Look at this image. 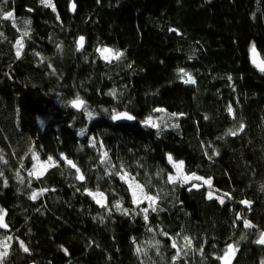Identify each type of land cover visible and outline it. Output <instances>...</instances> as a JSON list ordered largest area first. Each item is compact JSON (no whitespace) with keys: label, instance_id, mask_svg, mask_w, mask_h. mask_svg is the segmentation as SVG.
<instances>
[{"label":"trees","instance_id":"obj_1","mask_svg":"<svg viewBox=\"0 0 264 264\" xmlns=\"http://www.w3.org/2000/svg\"><path fill=\"white\" fill-rule=\"evenodd\" d=\"M51 5L0 0L4 264H222L230 245L232 264H264V72L250 59L253 46L264 59V0ZM103 45L122 57L105 61ZM123 111L136 121L114 123ZM169 155L203 179L171 181ZM47 157L59 163L32 176ZM126 175L154 207L134 202Z\"/></svg>","mask_w":264,"mask_h":264},{"label":"snow or ice","instance_id":"obj_2","mask_svg":"<svg viewBox=\"0 0 264 264\" xmlns=\"http://www.w3.org/2000/svg\"><path fill=\"white\" fill-rule=\"evenodd\" d=\"M41 3L45 4L46 6H52L51 5V0H41ZM74 7L75 6L73 5V8ZM11 17H12V13L11 12H8V13L5 14V18H11ZM24 35L27 36L28 33L25 32ZM17 43H18L17 56H19L20 55V49L23 47V44H22V41H18ZM83 45H84V37L81 36L79 38V41H78V49L79 48H82ZM97 51L100 52L101 56L105 60H110L113 57L116 58V59H119L123 55V53H121V52H115V53H113L111 49H107V48L97 49ZM253 52H255V46H253ZM253 63H256V60L255 59L253 60ZM257 67H259L260 71L264 72V63L257 64ZM180 71L182 73L184 72L183 69H181ZM184 75H188V74L187 73H184ZM194 82L195 81L191 78V76H188V79L185 80V83H194ZM71 104H72L73 107H75L77 109H79L81 107H84L85 108V111H87V108H86V105L84 104V101H82L79 97H77L75 100L71 101ZM231 111H232V109L229 108V112H231ZM92 115L93 114L91 112H88V116H89L90 119L92 118ZM112 119L113 120H120V119L133 120V119H135V117L131 116L130 114H128L126 112H120V113H115L112 116ZM144 123L146 125H151L152 127H157V125L155 124V122L152 121L151 117H149L148 119H146L144 121ZM238 131H243V125H241V127H240V129H238ZM80 134L81 135H84L83 130L81 131ZM231 135H237V132H232ZM105 155H107V154L105 153ZM168 159H169L170 162L172 161L171 155H169ZM51 160H52V158L49 157V161H51ZM68 163L70 165H72V167H75V165L72 164L71 161H68ZM174 166L177 169V175L176 176H170L169 177V179L171 181H173V182H175L177 179H179L181 182H187L189 180H200V179H203L202 177L195 176V174H193L191 176H185V175H183V162L182 161L179 162V163H176ZM77 171H79V170L77 169ZM40 174L42 175L43 173L41 172ZM78 178L80 180H83L84 179L83 175H80ZM204 183L205 184H208V185H211V180L210 179L209 180H204ZM193 186H195V185H193ZM136 187L140 189L141 193L143 192V189H142V187L140 185H136ZM37 195H38L37 193H33V195H32L31 198L32 199H36L37 198ZM100 195H102V194H100ZM133 195H134V202L137 203V204H139L141 201L139 199H135L136 193L134 192ZM212 196H213V194L212 193H209V199H211ZM144 199H148L149 201H151L152 204L155 203V198L154 197L145 196ZM217 199H220V203H224V200L222 198L217 197ZM97 202L98 203H101L100 200H97ZM242 203L249 204L250 202L249 201H242ZM117 210H120V206L119 205H117ZM124 211L126 212L127 210L125 209ZM144 211L146 213L147 212V209H144ZM153 211H155V208H153ZM145 218H147V217L145 216ZM244 223H245V227H251L252 226L250 224V222H248L247 220H245ZM0 227H5V228L7 227V225L4 223L3 215H0ZM185 239H187V237ZM189 243H191V241H189ZM258 243L264 244V234H261V238L258 241ZM21 245L23 246V242H21ZM173 246H175V245H173ZM5 247H6V245H5ZM24 250L25 251H28V249L26 247L24 248ZM229 251H232V246L231 245L229 246ZM3 255H7V253L5 252V253H3Z\"/></svg>","mask_w":264,"mask_h":264},{"label":"rangeland","instance_id":"obj_3","mask_svg":"<svg viewBox=\"0 0 264 264\" xmlns=\"http://www.w3.org/2000/svg\"><path fill=\"white\" fill-rule=\"evenodd\" d=\"M19 41H22V44H23V47L20 49V51L21 50H24L25 44L23 43V40H19ZM17 48H18V43H17ZM103 48L111 49L113 53H115V52H121L120 50H118L116 48L109 47V46H106V45L101 46L99 49H103ZM99 55H100V57L102 59H104L101 56L100 52H99ZM105 61H107V62H116L118 60L113 57L110 60H105ZM152 121L155 122V123H157L154 120H152ZM58 163L59 162L55 158H52L51 161H49V158L48 159H40L39 161H37L34 169H32L31 175L34 176V177L41 176V174H40L41 172L44 174L50 167H52V166H54V165H56ZM176 163H179V162H176V161H173L172 160L173 166ZM174 170H175V172L171 176H176L177 175V169H176L175 166H174ZM183 175H185V176H191V175H189V174L186 173V170H185L184 165H183ZM127 180L129 182V185L131 187L132 192L133 193L134 192L136 193L135 199H139L141 201L140 203H147L148 205L154 207V204L155 203L152 204L151 201H149L148 199H144L145 196H148V197H154V196L151 195V194H149L145 190V188L142 186V184H140L135 177L127 176ZM176 181H179L181 184H186V183L187 184H190L191 182H195V181H198V180H189L187 182H181L179 179H177ZM136 185H140L142 187V189H143V192L142 193H141L140 189L136 187ZM94 195L97 198V200H100L101 203H104L105 199H104V197L102 195H100V193H95ZM4 214H5L4 211L0 210V215H3L4 223H5ZM0 228H3L5 230L7 229V227L6 228L5 227H0ZM1 236H2V234H0V264H4L3 259H4L5 255H3V253H5V252L7 253L9 243H8V241L6 239L1 238ZM5 245H6V247H5ZM236 252H237V247L236 246L232 245V251H229V247H228L227 250L225 251L224 255L222 256V264H232V257L235 256Z\"/></svg>","mask_w":264,"mask_h":264},{"label":"water","instance_id":"obj_4","mask_svg":"<svg viewBox=\"0 0 264 264\" xmlns=\"http://www.w3.org/2000/svg\"><path fill=\"white\" fill-rule=\"evenodd\" d=\"M73 5L75 6L74 8H73ZM71 10H72V12L74 13L75 12V10H76V4L74 3V2H72V5H71ZM81 37V36H80ZM79 37V38H80ZM82 37H84V36H82ZM79 38H78V40H77V49H78V41H79ZM85 43H86V38L84 37V45H83V47L82 48H79L78 49V51H82V49L85 47ZM250 59H251V62L253 63V60L255 59L256 60V63H253V65L256 67V69L258 70V71H260V69H259V67H257V64H260V63H264V59L262 58V55H261V53H259V52H250ZM262 72V71H261ZM82 101H84V100H82ZM84 104H85V101H84ZM73 107V106H72ZM75 108V107H74ZM76 110H78V111H81L82 109H83V107H81V108H79V109H77V108H75ZM123 112H126V113H128V114H130L131 116H133V117H135L132 113H130L129 111H123ZM118 113H120V112H118ZM114 115V114H113ZM112 115V116H113ZM114 121V123H134L135 121H136V118L135 119H133V120H128V119H120V120H113ZM193 185H195V186H193ZM192 186H190L189 188H188V191H192V190H194V191H201V190H203L204 189V185L202 184V183H199V182H196V183H194ZM1 208H2V205H1V202H0V210H1ZM31 264H36V263H31Z\"/></svg>","mask_w":264,"mask_h":264},{"label":"flooded vegetation","instance_id":"obj_5","mask_svg":"<svg viewBox=\"0 0 264 264\" xmlns=\"http://www.w3.org/2000/svg\"><path fill=\"white\" fill-rule=\"evenodd\" d=\"M6 22H14L15 19H13L12 17L11 18H3ZM1 23V22H0ZM3 23V22H2ZM21 37H18V39L16 41H14L13 43V49H14V53H15V56L17 57V59H21L24 57V54L26 52V46L24 48V50H21L20 51V55L17 56V42L20 40Z\"/></svg>","mask_w":264,"mask_h":264},{"label":"bare ground","instance_id":"obj_6","mask_svg":"<svg viewBox=\"0 0 264 264\" xmlns=\"http://www.w3.org/2000/svg\"><path fill=\"white\" fill-rule=\"evenodd\" d=\"M251 52H253V48L251 49ZM255 52H259L262 54V52L258 49V47L255 46ZM49 157L47 158H43V159H48Z\"/></svg>","mask_w":264,"mask_h":264}]
</instances>
